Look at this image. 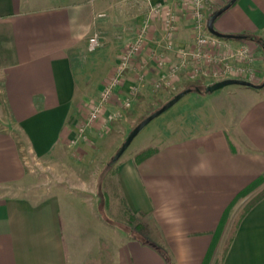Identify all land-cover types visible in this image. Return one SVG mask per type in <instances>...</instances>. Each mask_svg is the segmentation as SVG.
I'll return each mask as SVG.
<instances>
[{"label":"crops","instance_id":"0c3cea01","mask_svg":"<svg viewBox=\"0 0 264 264\" xmlns=\"http://www.w3.org/2000/svg\"><path fill=\"white\" fill-rule=\"evenodd\" d=\"M154 4L176 7L175 44H193V17L176 0H0V264H106L102 243L111 252L108 264H167L155 248L107 222L95 198L71 190L39 195L26 187L33 160L69 146L77 135L91 71L96 68L93 88L102 90L100 81L112 74L120 51L144 23L159 51L179 60L166 47L162 21L151 13ZM220 18L218 31L264 37V0H237ZM92 35L101 46L91 62ZM164 73L149 52L138 55L108 112L119 107L124 93L133 94L128 109L143 101ZM233 88L240 92L241 110L232 127L183 134L139 163L133 154L116 167L121 197L135 214L145 215L153 240L172 264H203L213 231L236 194L264 177V87ZM111 123L98 120L85 137L111 129ZM83 144L81 137L72 146ZM262 188L233 207L218 245L244 203ZM220 264H264V197L241 220Z\"/></svg>","mask_w":264,"mask_h":264},{"label":"rangeland","instance_id":"374dc122","mask_svg":"<svg viewBox=\"0 0 264 264\" xmlns=\"http://www.w3.org/2000/svg\"><path fill=\"white\" fill-rule=\"evenodd\" d=\"M222 6L219 4V0H212L208 9L209 17ZM220 16L216 21H219ZM243 44L249 47L252 56L251 66L256 72V75L252 79H249L247 76L219 77V75L214 76L213 74L209 77H192L190 75L192 73L186 69L180 72H183L180 77L183 76L184 80L172 81L171 86L163 85L156 88L154 83H152L153 90L148 97L132 108L126 109L127 111L124 116L111 123L113 124L111 129L105 132H96L94 136L83 137L85 144L81 148L78 145L73 147L81 139L76 132L77 135H74V138L68 143L69 146L58 147L47 158L33 160L31 165L28 166L31 177L26 186L27 189L31 193L38 192L39 195L71 190L75 195H82L89 199L95 198L97 205H99L101 212L106 218L122 221L121 211L124 204L116 178V167L120 161L130 155L134 154L135 156L145 148L159 147L161 144L176 140L183 134L206 130L215 126L232 127L241 110L240 92L238 88L233 87H243L246 89L247 86L234 84L214 92H206V85L225 78L247 79L258 84L264 81V48L262 44L245 39L238 44L229 43L231 50ZM97 51L89 52L91 62L94 61L92 60L93 58L95 60L98 59L99 54H97ZM215 69H218V67ZM95 71L96 68L91 71L90 80L86 81L90 85L88 88L90 97L87 100H83L79 105L81 111L78 116L79 123L89 116L92 102L101 93L98 87L93 88L94 84L97 83V81H94ZM110 76L105 81H100L103 86L102 89L110 79ZM191 85H199L201 90L198 91L195 87L191 88V92L185 95L171 109L156 117L144 127L117 161L113 160L128 134L143 118ZM238 215L239 213L235 216L234 220ZM140 220L143 222L147 221L146 218H141ZM232 228L228 232V235H224L223 244L217 246L218 259L216 261L212 259V264H220L226 247V241ZM149 236L153 239L152 232Z\"/></svg>","mask_w":264,"mask_h":264},{"label":"built area","instance_id":"2783aa9c","mask_svg":"<svg viewBox=\"0 0 264 264\" xmlns=\"http://www.w3.org/2000/svg\"><path fill=\"white\" fill-rule=\"evenodd\" d=\"M212 0H176L183 8L188 9L194 20L196 31L195 41L190 47H180L175 44L174 37L178 29V14L172 4L151 5V13L160 17L164 31L166 47L175 52L179 60L167 59L158 49L156 41L149 36L150 25L144 23L134 39L127 43L120 51L119 60L113 74L101 90L99 97L92 102L89 116L77 127L78 137H85L87 131L98 120L105 122L120 119L123 110L131 106L132 95H120L119 107L108 112V103L122 85L126 72L130 69L134 59L144 52H149V59L166 69V73L153 83L156 88L163 85L171 86L172 81L178 79L179 73L188 69L192 77H209L211 74L221 77L243 76L252 79L256 75L251 66L252 56L247 45H240L231 50V46L219 37L211 34L208 28V9ZM101 46L100 38L92 35L88 40V48L94 51ZM218 67V69H215ZM212 76V75H211Z\"/></svg>","mask_w":264,"mask_h":264},{"label":"trees","instance_id":"16d2710c","mask_svg":"<svg viewBox=\"0 0 264 264\" xmlns=\"http://www.w3.org/2000/svg\"><path fill=\"white\" fill-rule=\"evenodd\" d=\"M230 1V0H229ZM228 1V2H229ZM225 5V4H224ZM220 9V8H219ZM217 11V10H216ZM243 35H245V40H250V41H256L257 43H261L262 47L264 48V37L256 35V34H247L244 33ZM207 86V85H206ZM195 87L196 90L200 91L201 87L199 85H194V86H188L187 88H193ZM231 146L234 147L233 142L231 141ZM159 150V147H155V148H145L142 151L138 152L135 155V162L139 163L141 161H143L144 159L148 158L149 156L155 154L157 151ZM264 184V177L260 176L257 179H255L253 182H251L250 184H248L245 188H243L241 191H239L235 198L233 199V201L231 202V204L227 207V209L225 210L220 223L218 225V227L213 231V240L212 243L209 247V250L207 252V255L204 259L203 264H210L215 250L219 244V241L223 235V233L225 232V228L227 226V222L229 220L230 217V213L231 210L233 209V207L242 199L246 198L247 196H249L251 193L255 192L256 190H258L262 185ZM264 197V188L260 189L254 196H252L243 206V208L241 209V211L239 212L238 217L234 220L233 222V228L232 231L229 234V237L226 241V247L224 250V253L222 255V259L224 258L225 254L227 253L232 239L237 231V228L239 227V224L241 222V220L243 219V217L246 215V213L262 198ZM124 207L121 211L122 213V221H114L111 220L109 218H106V216L104 214L101 213V215L105 216V219L107 222L111 223V224H115L117 226H119L121 229L125 230L130 236L137 238L139 241H141L144 244H148L150 246H152L153 248H155L157 251H159V253H161V255L165 258L167 264H172L171 258L169 253L167 252V250L159 245L158 243H156L152 238H150V234H151V228H150V224L146 221L143 222L140 219L141 218H145V215L143 214H135L129 206H127V204L125 203L124 199L122 198ZM121 216V214H120ZM121 222V223H120ZM123 223V224H122ZM100 258H105L106 259V264L110 263L111 260V252L109 250V246L107 245V243H102L101 244V251H100ZM92 264V263H91Z\"/></svg>","mask_w":264,"mask_h":264},{"label":"water","instance_id":"95a60500","mask_svg":"<svg viewBox=\"0 0 264 264\" xmlns=\"http://www.w3.org/2000/svg\"><path fill=\"white\" fill-rule=\"evenodd\" d=\"M236 1L237 0H230L225 5H223L220 9H218L212 15H210V17L208 19V28H209V31L211 32V34H213L214 36L219 37V38H227V39H231V38L244 39L245 38V35H243V34L223 33L221 31H218L214 25L217 18L221 14H223L226 10H228ZM234 84L247 86V87H251V88H255V89H259V88L264 87V81L262 83L258 84V83H254L250 80H247V79L225 78V79L218 80V81H215L214 83L207 85L205 90H206V92H214L216 90H219V89H222L226 86L234 85ZM191 90H192L191 88H187V89L180 91L179 93L174 95L170 100H168L166 103H164L161 107H159L158 109L153 111L151 114H149L148 116L143 118L128 134L125 141L121 145L120 149L115 154L113 160L117 161L123 155V153L130 146V144L132 143L134 138L142 131V129L144 127H146L153 119H155L156 117L162 115L163 113H165L166 111L171 109L185 95H187L189 92H191Z\"/></svg>","mask_w":264,"mask_h":264}]
</instances>
